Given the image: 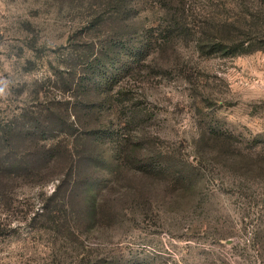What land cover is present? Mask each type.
Here are the masks:
<instances>
[{
	"label": "rangeland",
	"instance_id": "374dc122",
	"mask_svg": "<svg viewBox=\"0 0 264 264\" xmlns=\"http://www.w3.org/2000/svg\"><path fill=\"white\" fill-rule=\"evenodd\" d=\"M0 264H264V0H0Z\"/></svg>",
	"mask_w": 264,
	"mask_h": 264
},
{
	"label": "trees",
	"instance_id": "16d2710c",
	"mask_svg": "<svg viewBox=\"0 0 264 264\" xmlns=\"http://www.w3.org/2000/svg\"><path fill=\"white\" fill-rule=\"evenodd\" d=\"M165 168H167V170H169L170 167H169V166H168V167L166 166ZM188 171H189V170H188ZM184 176H185V175H184ZM185 177H186V176H185ZM94 198H96V195H94ZM94 200H95V199H94ZM94 200H93V201H94ZM93 203H95V202H91V204H90V205H91L90 208H91V207H92V208H91L90 211H89V217L94 216V212H95V211H94V209H93V208H94Z\"/></svg>",
	"mask_w": 264,
	"mask_h": 264
}]
</instances>
